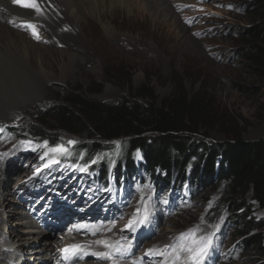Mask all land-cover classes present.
Returning <instances> with one entry per match:
<instances>
[{"label": "rangeland", "instance_id": "1", "mask_svg": "<svg viewBox=\"0 0 264 264\" xmlns=\"http://www.w3.org/2000/svg\"><path fill=\"white\" fill-rule=\"evenodd\" d=\"M166 1V17L149 9L148 4L136 2L128 7L121 5L120 11L104 19L95 13H82L75 27L63 18L54 28H45L49 38L43 36L38 40L49 39L52 49L49 46L43 53L44 60L51 61L50 55L57 54L53 46H63L76 36L88 59L65 69L55 63L43 65L45 74H39V86L34 91L25 87L24 93L8 92L18 109H11L10 118L0 119V152L14 154L9 162L11 167L20 157L22 162L18 171L9 174L12 178L7 188L38 195L49 190L45 207L59 197V206L64 204L61 217L45 219L48 227L40 219L35 223L45 231L42 239L48 240L53 250L59 249L58 240L69 245L63 236L66 229L81 234L87 227H99L107 221V226L128 234V250L134 257L141 254L143 246L162 247L167 243L183 255L185 264H192L194 252L202 248L206 249L204 258L208 257L213 264H264V255L260 257L245 243V236L237 233L235 219L227 207H216L215 215L211 214L222 195V183L193 187L185 182L182 189L175 187L167 192L139 171L141 183L132 180L121 181L117 186L106 184L92 166L64 158L73 144L69 141L80 140L77 136L64 135L53 146L29 129V125L37 123V106L54 101L58 93L63 95V87L71 83L87 86L95 81L101 84L99 97L108 101L129 96L131 88L137 89L144 83L160 100L182 83L190 93L204 88L225 120L237 125L245 140L264 139V39L257 41L262 50L257 60L242 50L249 45L247 30L255 24L250 5L257 0ZM107 5L106 8L112 3L108 1ZM139 6L144 8L142 14L137 13ZM107 70L117 74L119 80L109 76ZM6 126L12 128L6 130ZM210 134L216 140L224 137L219 129ZM58 147L66 151H53ZM137 159L140 160L138 155ZM4 196L12 198L10 193ZM142 203L152 209L145 210ZM254 207L256 217H262V211L256 204ZM137 208L154 217L146 223L143 216L133 218ZM19 209L31 211L26 204ZM6 214L5 211L4 219ZM130 223L132 228L128 227ZM154 225L158 226L153 231ZM4 228L6 235L10 224ZM134 243L136 246L132 247ZM64 250L60 253H66ZM64 253L54 263L64 259ZM30 261H35L34 256Z\"/></svg>", "mask_w": 264, "mask_h": 264}, {"label": "trees", "instance_id": "2", "mask_svg": "<svg viewBox=\"0 0 264 264\" xmlns=\"http://www.w3.org/2000/svg\"><path fill=\"white\" fill-rule=\"evenodd\" d=\"M250 7L255 24L247 30L249 45L242 50L257 60L262 51L257 41L264 39V0ZM107 73L119 80L112 70ZM100 86L93 81L63 87V95L37 106L31 133L53 146L64 135L77 136L80 140L63 157L92 166L106 184L141 183L139 171L167 192L182 189L185 182L193 187L222 183V195L211 214L227 207L237 233L263 256L264 139L245 140L204 88L190 93L179 83L169 96L158 100L144 83L131 88L129 96L108 101L99 97ZM213 129H219L223 139H213ZM255 204L262 217H256Z\"/></svg>", "mask_w": 264, "mask_h": 264}, {"label": "bare ground", "instance_id": "3", "mask_svg": "<svg viewBox=\"0 0 264 264\" xmlns=\"http://www.w3.org/2000/svg\"><path fill=\"white\" fill-rule=\"evenodd\" d=\"M108 1L112 5L106 8ZM136 2H140V5L148 4V8L151 7L149 9H154L161 16H165L164 10L167 11L169 8L166 0H36L40 9V11H36L33 8L22 6L16 0H0V119L9 117L11 109H18L14 106L17 105L15 101L9 99L8 92L15 95L18 93L17 91L27 92L26 88H32L34 91L39 86L37 85L40 81L39 74H45L43 65L55 63L65 69L73 66L77 61L86 62L88 59L85 52H82L84 48L80 38L76 36L63 46H53L57 48V54L52 53L50 55L51 61L44 60L43 53L49 48L52 49L49 39H45L47 40L45 42L39 41L37 36L33 34V28L25 25H33L38 37L47 36L49 38L45 28L48 26L55 27L58 22H61V20L58 21L59 19L64 18L63 21L69 22L75 27L78 25L82 13H95L98 18L104 19L108 14L110 15L117 10L120 11L121 5L131 6L132 3ZM139 7L137 13L142 14L144 8ZM30 31L32 34L29 33ZM40 43L44 44L41 45ZM15 112L17 113V111ZM4 151L0 152V264H11L19 259H22V264H185L183 255L175 250L174 245L167 243H163L164 246L162 247H153L152 244L146 248L143 246L140 248L141 254L134 257L132 251L128 250V243L126 242L128 234L124 235L115 227L107 226V221L99 227H87L81 234L66 229L63 236L68 240L69 245L58 240L59 249L53 250L49 241L42 239L45 231L41 230L35 223L37 219H40L44 222V227H48L49 223L46 220L49 218L55 220L61 217L64 204L59 206L60 201L57 196L53 204L49 202L47 207L43 206L46 203L44 201H48L50 197L51 191L49 190L47 193L38 195L36 192L27 193L28 190L21 192L12 191L10 186L7 188V182L12 178L9 174L21 168L22 159L21 157L16 159L12 164L13 167H11L9 162L15 156L14 154L8 155L7 152L3 154ZM20 187L23 188L24 184L22 183ZM5 193H10L12 198L3 197ZM25 204L31 207L29 213L19 209V206ZM145 204L142 203L145 210L152 209V206L149 207V204ZM146 207L148 208L146 209ZM141 209L137 208L133 218L143 216L144 222H149L150 217L154 216L142 213ZM5 211L7 214L4 219ZM7 224H10V228L7 229L5 235L3 230ZM157 226H153V231L156 230ZM73 246L77 247L73 248ZM135 246L134 243L132 247ZM62 249H70L71 251L63 252L65 254L64 259H59L54 263V259H58V256L63 254L60 253ZM145 249L147 250L145 251ZM32 256H34V262L30 261ZM202 259L204 262L201 260L200 264L214 263L213 261L210 262L208 257L204 258L203 256Z\"/></svg>", "mask_w": 264, "mask_h": 264}, {"label": "snow or ice", "instance_id": "4", "mask_svg": "<svg viewBox=\"0 0 264 264\" xmlns=\"http://www.w3.org/2000/svg\"><path fill=\"white\" fill-rule=\"evenodd\" d=\"M16 2L21 3L22 6L30 7V8L35 9L36 11H40L39 6H38V4L36 3V0H16ZM13 23H14V22H13ZM25 26H27V27H29V28H33V34L36 35L37 38H39V37H38V34L35 32V29H34V26H33V25L28 24V25H25ZM69 143L71 144V143H75V142H74V141H69ZM53 151L64 152V151H66V150L63 149L62 147H58L57 149H54ZM53 162H55V161H53ZM128 227H129V228H132V224L130 223V224L128 225ZM75 247H77V246H73V248H75ZM188 250H189V251H194L193 249H188ZM64 251H65V252H68V251H71V250H70V249H65ZM150 251H151V250H150ZM205 251H206V249H203V248H202V249H200L199 251H195V252H194V255H193L192 259H193V261L195 262V264H200V261H201L202 257L204 256ZM97 255H101V256H103V255H106V254H97Z\"/></svg>", "mask_w": 264, "mask_h": 264}]
</instances>
